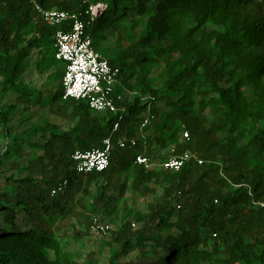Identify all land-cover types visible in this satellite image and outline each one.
Wrapping results in <instances>:
<instances>
[{
    "label": "trees",
    "instance_id": "obj_1",
    "mask_svg": "<svg viewBox=\"0 0 264 264\" xmlns=\"http://www.w3.org/2000/svg\"><path fill=\"white\" fill-rule=\"evenodd\" d=\"M99 5L106 8L94 16ZM48 11L90 22L94 48L120 69L119 114L63 100L55 34L73 21L50 26ZM110 36L114 51L100 46ZM34 53L36 71L60 80L50 96L22 79ZM32 103L72 126L31 129L44 136L37 140L13 136V116ZM149 111L144 138L138 128ZM0 133L10 160L0 159V264H100L65 248L67 229L86 237L99 215L113 222L129 189L147 197L157 183L159 199L109 231L107 264H264V209L255 204L264 201V0H0ZM122 137L137 143L120 148ZM107 138L115 144L109 168L78 173L74 153L102 149ZM142 153L154 162L191 153L203 163L149 170L136 161ZM10 170L19 177L4 176Z\"/></svg>",
    "mask_w": 264,
    "mask_h": 264
},
{
    "label": "built area",
    "instance_id": "obj_2",
    "mask_svg": "<svg viewBox=\"0 0 264 264\" xmlns=\"http://www.w3.org/2000/svg\"><path fill=\"white\" fill-rule=\"evenodd\" d=\"M104 8H106L105 5L93 7L91 8L92 14L96 16L98 10ZM42 14L50 26H59L66 21H73L70 31L59 30L55 34V58L65 66L62 80L64 88L63 100L86 101L92 110L101 113L119 114L120 111H123L116 106L113 96L116 86L120 83L118 80L120 69L112 66L94 48L93 40L88 33L90 22H85L78 15L68 12L48 11ZM151 117L152 114L149 111L139 130L144 131L145 127L151 123ZM121 119L122 116L120 117ZM119 126L120 121L115 123L113 131H117ZM141 136L146 138V135ZM184 136L188 137V133H184ZM136 143V139L122 137L118 139L116 145L120 148H127L130 145L135 146ZM114 147L115 144L112 139L107 138L102 149H93L87 152L76 151L73 159L76 163L77 172L88 174L107 170L111 164ZM192 159L197 160L199 164L203 163L202 160H199L191 153L170 156L167 160L158 163L152 161L144 153L136 156L137 163L145 166L146 169H161L170 172L179 171ZM255 204L264 209V201L255 202ZM110 230V224L98 220L95 221L92 227L93 232L102 235H107Z\"/></svg>",
    "mask_w": 264,
    "mask_h": 264
},
{
    "label": "rangeland",
    "instance_id": "obj_3",
    "mask_svg": "<svg viewBox=\"0 0 264 264\" xmlns=\"http://www.w3.org/2000/svg\"><path fill=\"white\" fill-rule=\"evenodd\" d=\"M124 31V28H122ZM116 37L110 36V38L100 44V46L109 49L111 51L116 50ZM100 52L104 54V51L100 49ZM38 56L34 53L32 56L26 61V72L23 75V81L30 85L33 89L41 90L44 95L50 96L55 90H57L60 80L49 77V73L39 74L35 69V61H37ZM62 64V62H60ZM63 65V64H62ZM161 70L154 69L151 72V77L158 78ZM133 93L128 90H125L123 97L131 99ZM15 96H12L14 98ZM11 97L7 99L1 100V104H5L10 101ZM160 107H162L160 105ZM212 113L211 110L207 111V114L210 115ZM152 120V117H151ZM54 124L57 125L62 131H67L71 126V122L66 118L61 116L53 115L49 112L48 108L43 107L42 105L37 104H29L25 109L23 106L20 107L17 114L13 116L12 125H14L13 136L20 135L22 138L28 139L33 138L37 140L38 138H44L43 135H35L31 133V129H37L42 125ZM142 133V134H141ZM138 135H148L142 130L138 128ZM7 141L0 133V159L4 163L6 167L10 160L2 155V152H5V146ZM21 163H25V160H21ZM158 163V162H157ZM19 177V173L16 170H10L4 173V176H12ZM2 184H5V180H1ZM11 185H14L13 182H10ZM154 188V193L145 197L137 192L129 189L124 197V199L119 203L121 212L119 215L112 217V223H109V219L106 215L101 214L98 216L97 220L101 222L109 223L111 229H115L116 227L121 226L122 218L126 214V212L132 211L135 212H146L149 203L155 202L159 199V197L163 193V187L160 184L152 185ZM92 193L97 194L98 185H93L91 187ZM133 219V215L130 217ZM72 223L76 224L74 220ZM135 224V225H134ZM140 224L133 221L134 229H139ZM81 230H83L81 228ZM111 240V235L108 233L107 235H102L96 232L89 233L84 238H76L73 233V227H69L67 229V235L63 238V242L66 244L65 248L68 251H71L75 254L77 260H84L86 256L90 253H94L96 258L98 259L100 264H107L111 257L112 247L108 245V242ZM115 245L114 247H117ZM139 256V251L135 250L130 252L128 255L123 257V261H130Z\"/></svg>",
    "mask_w": 264,
    "mask_h": 264
},
{
    "label": "bare ground",
    "instance_id": "obj_4",
    "mask_svg": "<svg viewBox=\"0 0 264 264\" xmlns=\"http://www.w3.org/2000/svg\"><path fill=\"white\" fill-rule=\"evenodd\" d=\"M98 12H99V10H98Z\"/></svg>",
    "mask_w": 264,
    "mask_h": 264
}]
</instances>
